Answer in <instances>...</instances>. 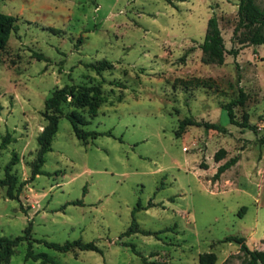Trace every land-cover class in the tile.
Masks as SVG:
<instances>
[{"label": "rangeland", "instance_id": "obj_1", "mask_svg": "<svg viewBox=\"0 0 264 264\" xmlns=\"http://www.w3.org/2000/svg\"><path fill=\"white\" fill-rule=\"evenodd\" d=\"M255 2L264 10V0ZM237 4L0 0V13L16 19L0 52V144L6 134L14 140L0 149V179L14 153L13 174L30 178L44 102L55 89L100 85L105 98L95 117L79 110L95 140L82 144L62 116L43 174L17 200L0 188V237L21 236L30 225L32 251L48 264H198L205 253L216 255L215 264H241L239 246L222 242L230 236L264 251V45L226 55L223 65L200 61L212 16L226 49L239 47ZM102 60L113 68L97 74L87 67ZM240 88L248 98L234 109L236 120L246 113L256 133L231 125L223 108ZM185 118L224 131L191 126L176 137ZM219 149L226 157L215 163ZM235 157L214 183L217 168ZM133 216L138 232L126 235ZM76 240L101 253H61L39 242ZM27 248L22 242L7 264H40L25 258Z\"/></svg>", "mask_w": 264, "mask_h": 264}, {"label": "trees", "instance_id": "obj_2", "mask_svg": "<svg viewBox=\"0 0 264 264\" xmlns=\"http://www.w3.org/2000/svg\"><path fill=\"white\" fill-rule=\"evenodd\" d=\"M237 24L233 29V41L239 45L238 48H231L227 50L225 47L224 39L219 28L218 19L216 16H212L206 25L205 35L203 42L199 45L201 51L200 61L204 65H223L226 55L237 57L239 52L246 46H260L264 45V10L261 9L255 2V0H238L237 4ZM16 19L10 15L0 13V52L4 51L7 47L9 37L11 33L16 29ZM38 59H43L41 55H35ZM88 68L95 71L97 74L105 70L113 68V65L107 60L99 61L96 64L87 65ZM119 85V84H117ZM248 96L240 88L238 98L230 101L223 108L227 113L229 123L231 125L240 127L242 129H249L256 133V128L251 126L248 121L247 114H243L242 121L238 122L234 113L236 107L244 106ZM105 102V98L102 95L100 85H66L60 89H55L50 97L44 102V108L42 116L46 121V125L36 138L38 150L36 159L31 164V175L28 180L19 181L17 176L13 174V168L19 163L18 156L14 153L4 167V176L0 179V188H5L6 198L9 200H17L22 189L34 181V179L43 174L42 167L45 163V156L51 151V144L58 132L59 120L62 116H66L68 119L73 134L82 144L86 145L88 140H95L99 134L92 131H87L83 127L88 124V120L79 112V110L87 111L90 117L97 115L98 109ZM65 106H69L72 110L64 114ZM191 126H204L207 129L222 132L223 128L195 121L192 118H185L179 122L178 129L175 132L176 137H181L188 127ZM107 135H111L107 133ZM264 143V139L261 140ZM14 142L10 134H6L2 138L0 149H5L10 143ZM226 151L219 149L213 156L215 163L222 161L226 157ZM238 162V158H232L220 165L217 168L216 173L212 176V181L215 183L220 180L223 173L229 170ZM202 169L207 170L206 166H202ZM140 207V206H138ZM153 207L152 203L148 206ZM138 210L135 209L134 213ZM245 208H242L240 213H243ZM138 232L137 223L133 216L132 225L125 233L131 235ZM150 235V233H144ZM27 242L28 248L25 255L26 259H33L34 261L40 260V264H48L51 260L43 253L35 254L32 251V237L31 226L28 225L24 230L23 235L16 238L0 237V264H7L10 258L13 256L15 249L22 243ZM43 242L48 248H51L57 252L68 253L79 251H95L101 253V251L92 242L83 243L81 240L72 242H65L64 244ZM223 243H236L239 246V252L243 256L241 264H264V251L263 250H251L243 237L230 236L225 238ZM134 252V246H131ZM145 262L146 260L143 259ZM217 257L214 253H205L199 256L198 264H215Z\"/></svg>", "mask_w": 264, "mask_h": 264}]
</instances>
